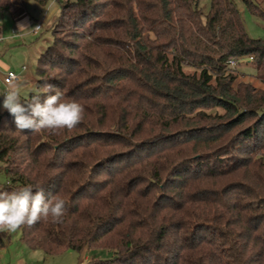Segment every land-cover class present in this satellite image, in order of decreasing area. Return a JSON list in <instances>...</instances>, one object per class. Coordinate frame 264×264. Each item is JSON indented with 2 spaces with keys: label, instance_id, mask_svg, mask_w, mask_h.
<instances>
[{
  "label": "trees",
  "instance_id": "trees-1",
  "mask_svg": "<svg viewBox=\"0 0 264 264\" xmlns=\"http://www.w3.org/2000/svg\"><path fill=\"white\" fill-rule=\"evenodd\" d=\"M244 1L264 18V0ZM199 2L63 4L26 100L50 83L83 120L21 132L0 112V189L39 184L66 201L60 222L21 228L30 247L114 251L89 264H264V89L236 68L264 69V39L234 0H211L205 20Z\"/></svg>",
  "mask_w": 264,
  "mask_h": 264
},
{
  "label": "rangeland",
  "instance_id": "rangeland-1",
  "mask_svg": "<svg viewBox=\"0 0 264 264\" xmlns=\"http://www.w3.org/2000/svg\"><path fill=\"white\" fill-rule=\"evenodd\" d=\"M67 0H49L46 5H41L35 1H28L26 4L21 0H12V8L4 15L0 16L3 21V32L0 37L5 38V46L0 49V57L6 59L7 63L16 67L18 70H23V65L28 68L26 74L30 73L37 79L36 68L38 64L39 51L46 48L52 42V25L60 16L63 4ZM73 1V0H71ZM241 16L244 18L245 26L249 36L253 38L264 39V18L254 15L247 8L244 0H234ZM28 12L31 19L39 20L34 26L37 34H31L25 37V40L18 39L20 35L15 32L14 18L11 17V12L16 13L23 8ZM211 0H200L199 6L203 12V19L209 12ZM30 19V20H31ZM43 20V21H42ZM10 37H13L11 40ZM238 80L250 82L258 88L264 89V69H256L254 61L242 60L237 65ZM187 72H190V67L184 66ZM23 80V79H22ZM31 82L30 79L26 80ZM6 88V86H4ZM4 88V89H5ZM35 91V88L25 87L20 88L21 99L26 100L30 92ZM3 93V88H0V94ZM3 95H0V112L6 111L3 104ZM220 111V110H218ZM9 174L0 161V187L7 183ZM7 232V231H3ZM0 232V233H3ZM7 237L0 239V264H89L92 260H104L113 257L114 251L102 247H91L83 251L65 250L56 254H47L41 249L30 247L22 239V230L16 232H7ZM3 236V235H2Z\"/></svg>",
  "mask_w": 264,
  "mask_h": 264
},
{
  "label": "clouds",
  "instance_id": "clouds-1",
  "mask_svg": "<svg viewBox=\"0 0 264 264\" xmlns=\"http://www.w3.org/2000/svg\"><path fill=\"white\" fill-rule=\"evenodd\" d=\"M20 33L38 29L25 22L17 24ZM27 87L36 88L32 82H24ZM21 84L7 82L3 95V108L14 118L16 129L23 132L48 131L56 134L59 129H73L84 118V107L76 100H65L62 92L45 82L43 92L37 91L30 99L22 100ZM43 96V99H42ZM66 212V201L55 197H45L44 189L37 184L26 185L11 191L0 189V232H16L22 227L31 228L42 218L52 217L60 222Z\"/></svg>",
  "mask_w": 264,
  "mask_h": 264
},
{
  "label": "crops",
  "instance_id": "crops-1",
  "mask_svg": "<svg viewBox=\"0 0 264 264\" xmlns=\"http://www.w3.org/2000/svg\"><path fill=\"white\" fill-rule=\"evenodd\" d=\"M27 9H26V5H25V8H23L22 10H20V11H18V12H16V13H13V12H11V17L12 18H14V22L16 23V25H15V32L16 33H19L18 31V28H17V24L18 23H20V22H25L29 27H32V28H34V26L37 24L36 22H38L39 20H33V19H31V17L29 16V14H28V12L26 11ZM7 11H5V12H0V16L1 15H4L5 13H6ZM31 19V20H30ZM43 21V20H42ZM2 23H3V21L0 19V34L3 32V29H2ZM18 30V31H17ZM37 34L36 33V29H33V30H29V31H26V32H23V33H19L20 35H18V36H16L18 39H23V40H25V37H28V36H30L31 34ZM13 37H10L9 39L11 40ZM5 38L4 37H0V49L2 48V47H6L7 48V45L5 46ZM42 52V50L41 51H39V54ZM39 57V56H38ZM11 64V63H10ZM10 64H8L7 63V61H6V59H3V57H0V70H2V71H6V70H13V71H15V72H17L18 74H19V79L16 81V82H18V83H20L21 84V87L20 88H24L25 87V84H24V82H27L26 80L27 79H30V81L33 83V84H35L36 83V78L34 77V75H32L31 74V72L30 73H28V74H26V72L28 71V68L26 67V69H21V71L19 72V71H17L18 69L17 68H15L16 67V64L14 65V66H12V65H10ZM25 65H23V67H24ZM22 67V68H23ZM23 79V80H22ZM5 85H3V84H0V88L2 87L3 88V93H4V87Z\"/></svg>",
  "mask_w": 264,
  "mask_h": 264
},
{
  "label": "built area",
  "instance_id": "built-area-1",
  "mask_svg": "<svg viewBox=\"0 0 264 264\" xmlns=\"http://www.w3.org/2000/svg\"><path fill=\"white\" fill-rule=\"evenodd\" d=\"M39 27V25H38ZM253 58L250 57L249 60H252ZM237 61L236 60H230L228 61V64L232 67H235L237 65ZM23 69H26V66L23 67ZM19 79V74L13 70H6V71H2L0 70V84H3L6 86L4 92L7 89V82L9 81H17Z\"/></svg>",
  "mask_w": 264,
  "mask_h": 264
}]
</instances>
